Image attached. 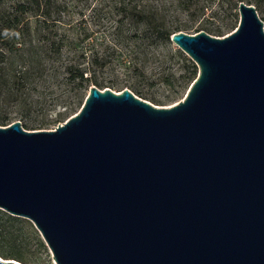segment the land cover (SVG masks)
<instances>
[{"label":"water","instance_id":"water-1","mask_svg":"<svg viewBox=\"0 0 264 264\" xmlns=\"http://www.w3.org/2000/svg\"><path fill=\"white\" fill-rule=\"evenodd\" d=\"M238 12L171 34L198 67L171 105L92 84L53 129L0 125V208L56 264H264V20Z\"/></svg>","mask_w":264,"mask_h":264},{"label":"trees","instance_id":"trees-1","mask_svg":"<svg viewBox=\"0 0 264 264\" xmlns=\"http://www.w3.org/2000/svg\"><path fill=\"white\" fill-rule=\"evenodd\" d=\"M240 1L253 4L256 10L264 9V0H178V6L189 10L188 15L191 17L207 16L208 19L219 18L218 12L222 9L226 19L221 24L199 25L194 29L195 32L205 30L210 34L222 35L225 29L237 26V8ZM153 2L118 0L113 5L115 14L119 15L118 23L111 39L105 44L106 48H89L90 51L87 52L86 47L79 46V43L87 38L88 34L79 37L77 31H71L72 34L58 33V27L64 25L62 12L65 8L58 0H13L12 10L0 13V62L8 63L7 66H0V91L6 87L10 94L14 89L23 90L28 84L35 87L41 82L47 84L51 77L58 79L60 76L62 82L67 83L72 91L65 111L58 113V116L62 117L69 110L80 108L90 85L94 84L99 88L112 87L111 84L114 83L100 79L97 70L104 68L110 61L111 53L108 49L111 46L112 50L113 47L120 49L117 44L125 39L132 41L131 52L136 53L133 62L127 61L125 65L138 75L145 76L144 69L138 63L142 55L141 59L145 58V42L162 43L172 47L170 36L174 31L181 29L177 25H167L161 4L165 0ZM32 16L37 22L33 30L35 37L31 36L29 25V18ZM124 20L128 24L127 35H123ZM50 26L54 29H49ZM174 54L181 56L185 61L183 82L175 90V93H178L188 88L197 75L198 67L179 48L174 50ZM128 87L139 94L137 88ZM5 120V116L0 117V124H6ZM19 221V216L0 208V230L17 232L19 225L16 223ZM39 242L43 245L41 240ZM0 256L9 258L2 252Z\"/></svg>","mask_w":264,"mask_h":264},{"label":"rangeland","instance_id":"rangeland-1","mask_svg":"<svg viewBox=\"0 0 264 264\" xmlns=\"http://www.w3.org/2000/svg\"><path fill=\"white\" fill-rule=\"evenodd\" d=\"M58 1L65 7L62 12L64 25L58 27V33L72 34L71 31H77L79 37L86 33L88 37H85L79 46L86 47L87 52L93 49H105L107 46L105 44L111 39L112 32L118 23L119 15L115 14L113 10V5L118 0ZM146 1L152 3L155 0H145V3ZM12 3L13 0H0V13L12 10ZM161 4L167 25L172 27L177 25L181 28L179 30L189 33H194L196 26L221 24L226 19L222 9L218 12L219 18L209 17L210 20L207 16L191 17L190 14L188 15L189 10L178 6V0H165ZM237 13L239 20L238 8ZM257 13L260 18H264V9H258ZM125 20L123 21V35L128 34V24ZM36 23L35 17L29 18L32 37H35L33 30ZM234 28L225 29L222 35L229 33ZM49 29H54V27L50 26ZM123 41L117 44L120 49L116 50V47H113L112 50V46L108 49L111 59L104 68L97 70L100 79L109 81V83L113 82L114 84H111L110 88L116 91L125 87L129 88L128 86L135 87L139 90L140 95L129 89L137 96L145 97L144 99L160 106L171 105L183 98L187 89L175 93V90L183 82L182 75L185 71L184 59L174 54V50L179 48L176 44L172 43L171 47L162 43L148 44L145 42V58L141 59L142 55L138 61L145 71V76H142L125 65L127 61L133 62L136 53L131 52L132 41H128V39ZM89 48L90 50H88ZM186 56L189 57L187 54ZM123 60L125 61L123 62ZM7 64L6 61L0 62V66H7ZM5 88L0 91V117H6V124L20 120L21 125L27 130L53 129L79 109L69 110L64 116H58L59 112L65 111L72 93L69 85L62 82L60 76L58 79L51 77L47 84L41 82L35 87L28 84L23 90L14 89L10 94ZM19 217L21 221L16 223L19 225L17 232L0 230V252L12 259L20 257L18 261L21 260L20 262L23 261L24 264H56L50 249L32 221L26 217ZM39 240L43 242V245Z\"/></svg>","mask_w":264,"mask_h":264}]
</instances>
